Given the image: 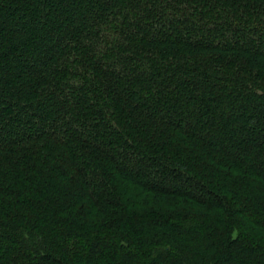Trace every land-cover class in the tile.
Returning a JSON list of instances; mask_svg holds the SVG:
<instances>
[{"label": "trees", "instance_id": "1", "mask_svg": "<svg viewBox=\"0 0 264 264\" xmlns=\"http://www.w3.org/2000/svg\"><path fill=\"white\" fill-rule=\"evenodd\" d=\"M0 264H264V0H0Z\"/></svg>", "mask_w": 264, "mask_h": 264}]
</instances>
